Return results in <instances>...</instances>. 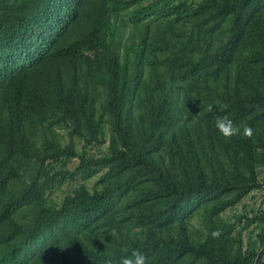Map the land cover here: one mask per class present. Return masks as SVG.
Here are the masks:
<instances>
[{
	"label": "trees",
	"instance_id": "trees-1",
	"mask_svg": "<svg viewBox=\"0 0 264 264\" xmlns=\"http://www.w3.org/2000/svg\"><path fill=\"white\" fill-rule=\"evenodd\" d=\"M256 190L264 0H0V264H264Z\"/></svg>",
	"mask_w": 264,
	"mask_h": 264
},
{
	"label": "clouds",
	"instance_id": "clouds-1",
	"mask_svg": "<svg viewBox=\"0 0 264 264\" xmlns=\"http://www.w3.org/2000/svg\"><path fill=\"white\" fill-rule=\"evenodd\" d=\"M216 128L224 138L229 140L233 136L240 134V126L234 123V121L229 119L227 116L217 118ZM243 135L251 138L253 135V129L249 126H244ZM218 234L219 233H213L214 236H217ZM106 264H114V260L109 258ZM119 264H149V257L139 250H133L130 256L121 257Z\"/></svg>",
	"mask_w": 264,
	"mask_h": 264
},
{
	"label": "rangeland",
	"instance_id": "rangeland-1",
	"mask_svg": "<svg viewBox=\"0 0 264 264\" xmlns=\"http://www.w3.org/2000/svg\"><path fill=\"white\" fill-rule=\"evenodd\" d=\"M96 180V178L92 179L90 181V185ZM68 187H66V184L63 186V192L67 190ZM63 192L57 191L55 196L58 197L59 199L64 195ZM264 210V191L262 190H256L252 192L249 196H247L244 201L239 204L236 208L234 209H229L226 212V216H233L234 213L240 214L242 211H251L252 208H259Z\"/></svg>",
	"mask_w": 264,
	"mask_h": 264
}]
</instances>
